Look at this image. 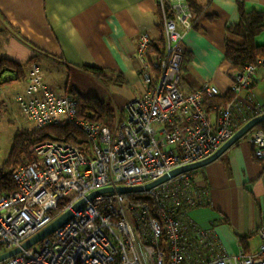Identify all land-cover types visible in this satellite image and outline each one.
Listing matches in <instances>:
<instances>
[{"label":"built area","instance_id":"built-area-1","mask_svg":"<svg viewBox=\"0 0 264 264\" xmlns=\"http://www.w3.org/2000/svg\"><path fill=\"white\" fill-rule=\"evenodd\" d=\"M158 3L165 49L152 52L151 36L140 34L137 58L148 90L128 102L123 120L113 126L80 118L77 98L50 89L40 65L32 64L25 90L15 96L22 112L38 130L75 125L90 149L55 140L34 147L36 159L13 173L16 190L0 194V254L21 247L96 191L143 186L208 159L251 119L264 115L261 104L251 106L252 117L243 123L235 114L241 92L256 86L264 59L235 73L231 100L210 111L206 99L221 96L220 89L204 83L190 91L182 77L194 11L186 0ZM263 125L239 141L251 145L258 160H264ZM137 194L149 196L157 213L129 194L103 193L42 242L0 264H264V220L258 249L234 255H224L218 240L191 221L190 210L209 205V191L198 185L193 171Z\"/></svg>","mask_w":264,"mask_h":264},{"label":"crops","instance_id":"crops-1","mask_svg":"<svg viewBox=\"0 0 264 264\" xmlns=\"http://www.w3.org/2000/svg\"><path fill=\"white\" fill-rule=\"evenodd\" d=\"M186 1L195 24L184 39L183 83L190 91L210 83L226 96L233 82L227 42L243 43L229 28L241 22L242 9L264 17V0ZM144 32L151 36L152 46L163 43L161 50L165 49L158 0H0V58L27 65L26 79L16 82L22 90L32 64L37 63L50 89L63 96L76 92L97 98L111 105L114 121L123 120L128 102L148 90L137 58ZM256 44L264 46V30ZM87 68L104 70L106 81ZM83 86L90 93H84ZM258 104L264 105V67L259 68L256 86L240 94L235 109L238 122L252 117L250 108ZM197 179L209 191V205L190 210L191 221L218 240L224 255L243 249L241 237L249 252H255L264 220V160L255 157L251 145L237 142L198 169Z\"/></svg>","mask_w":264,"mask_h":264},{"label":"trees","instance_id":"trees-1","mask_svg":"<svg viewBox=\"0 0 264 264\" xmlns=\"http://www.w3.org/2000/svg\"><path fill=\"white\" fill-rule=\"evenodd\" d=\"M264 30V17L260 13H246L242 9L241 22L229 28L231 34L237 35L243 39L242 44H236L231 41L227 42L226 60L231 65V73L234 79L235 73L243 70L249 64H257L259 60L264 59V46L256 44V37ZM16 33L22 37L19 31ZM24 41H27L22 37ZM28 42V41H27ZM163 43L154 44L152 52L163 53L161 50ZM165 46V44H164ZM184 61V60H183ZM184 64V63H183ZM182 64V72H183ZM27 65H22L11 60L0 58V91L7 83H16L26 79ZM102 81H106L104 70L97 68H87ZM11 76V77H9ZM5 77V78H4ZM117 82L119 79L116 80ZM123 84V82H121ZM72 95L77 98L79 102V117L88 119L93 122L100 123L104 126L110 125L115 115L110 107L101 102L97 98H87L72 92ZM232 98L231 93L226 96H216L214 98H207L206 105L211 111L215 103H225ZM259 128H264L259 126ZM55 140L72 142L81 147L84 151L89 152L90 143L85 134L75 125H67L63 127L51 126L45 129L38 130L34 128L31 131L19 133L13 144L12 151L8 161L4 167L0 169V194L10 193L16 190V185L13 180L14 171L21 165H27L36 159L34 147L42 142ZM198 170L193 171L197 177ZM131 198L145 200L150 206L153 214L157 213L158 208L151 198L147 195L129 194ZM243 251L249 253L247 241L245 238H240ZM162 247L167 250L166 239L162 238Z\"/></svg>","mask_w":264,"mask_h":264},{"label":"water","instance_id":"water-1","mask_svg":"<svg viewBox=\"0 0 264 264\" xmlns=\"http://www.w3.org/2000/svg\"><path fill=\"white\" fill-rule=\"evenodd\" d=\"M262 122H264V115H261V116H258V117L251 119L228 142H226L215 154H213L208 159H205V160L198 162V163H195V164L186 165V166L180 167L178 169H175L174 171L166 174L165 176L159 178L158 180H156L152 183H148L146 185L138 186V187H117V188L108 187V188H104L102 190H99V191H96V192L90 194L87 197V199L76 204L72 210H69L64 215H62L57 220H55L51 225H49L48 227H46L45 229L40 231L38 234H36L32 238H30L21 247L15 249L13 251L6 252L4 254H0V263H2L4 260H6L10 257H13V256L19 254L23 250L30 249V248L34 247L35 245L39 244L40 242H42L48 236L53 234L57 229H59L60 227L65 225L73 217L75 210H79V209L83 208V206L89 200L95 198L96 196H99L100 194H103V193L114 192V191H118V192L124 193V194L144 193V192H146V191H148V190H150V189L174 178L175 176H177L181 173H185V172H189V171H195V170L204 168L207 165H209L210 163L219 159L229 148H231L233 145H235L237 142H239L240 139L246 133H248L250 130H252L254 127L258 126Z\"/></svg>","mask_w":264,"mask_h":264},{"label":"rangeland","instance_id":"rangeland-1","mask_svg":"<svg viewBox=\"0 0 264 264\" xmlns=\"http://www.w3.org/2000/svg\"><path fill=\"white\" fill-rule=\"evenodd\" d=\"M22 88L23 85L21 84L7 83L3 86V93L1 92L2 94L0 95V169L4 167L10 157L16 136L19 133L29 132L35 128L15 100L16 94L23 91ZM80 89L84 93H90L88 86L80 87ZM107 106L110 107L111 105ZM113 125L114 120L109 126ZM38 247L36 246V248Z\"/></svg>","mask_w":264,"mask_h":264}]
</instances>
